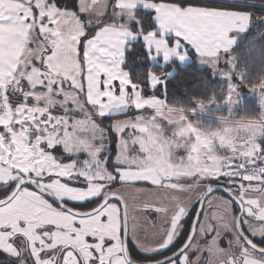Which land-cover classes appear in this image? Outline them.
<instances>
[{"label":"snow or ice","instance_id":"6c2138e0","mask_svg":"<svg viewBox=\"0 0 264 264\" xmlns=\"http://www.w3.org/2000/svg\"><path fill=\"white\" fill-rule=\"evenodd\" d=\"M5 2L0 0V264H264V243L258 242L264 240V200L249 195L264 194V125L251 130L252 140L238 137L236 146L221 135L202 139L197 134L191 154L177 149L190 160L202 148L209 155L214 149L236 152L218 175H201L203 169L169 174L153 166V153L162 154L169 139L171 122L162 114L174 71L169 64H182L194 53L205 58L201 62L210 75L215 70L228 80L235 77L229 87L236 90L244 79L230 63L237 33H248L256 15H264L253 9L264 4L133 0L129 17L120 11L127 6L123 0L106 5L102 0H7V8ZM130 41L143 57L136 65L146 70L143 75L134 77L126 68ZM28 52L37 54L26 59ZM147 61L162 66L149 67ZM34 71L39 83L30 79ZM226 99L231 100V91ZM130 107L135 115L125 111ZM195 112L192 106L185 113L189 121ZM172 129V137L183 131ZM122 149L140 163H125ZM212 163L205 166L211 169ZM129 171L139 175L125 179ZM57 182L90 194L58 195L52 188ZM125 184L180 191L184 184H203L205 194L191 207H176L161 241L145 246L133 235L127 201L119 195L105 198ZM94 185L99 191H91ZM217 192L233 207L213 205L205 223L208 201ZM110 203L119 210L118 229L88 232L82 240L44 220L46 213L59 211L76 216L77 228L92 216L107 225L104 209ZM138 210L168 211L156 204ZM226 213L234 217V225H226L228 238L220 230ZM57 230L67 234L66 241L57 242Z\"/></svg>","mask_w":264,"mask_h":264},{"label":"rangeland","instance_id":"374dc122","mask_svg":"<svg viewBox=\"0 0 264 264\" xmlns=\"http://www.w3.org/2000/svg\"><path fill=\"white\" fill-rule=\"evenodd\" d=\"M27 1V0H26ZM75 0H70L71 4H74ZM103 4H107V1H103ZM122 13H125L127 16L131 17L132 13H129L127 11H124V9L120 10ZM262 21H264V16ZM257 23L262 26L264 25V22H258ZM63 29L65 31L68 30V25L65 23L62 25ZM256 28V27H255ZM253 29L252 25L249 30ZM248 30V31H249ZM233 56V55H232ZM234 58V56H233ZM199 59V64H202V60ZM235 59V58H234ZM230 63L235 65L233 63V59H230ZM205 66V65H204ZM64 66L57 65L56 69L54 70H60ZM215 74H217L225 83L227 87V93L231 91V100H228L226 102L227 106L230 108V114L232 118H234V110L242 100V96L245 95L246 91L243 88V84L239 82L237 85V89L233 90L229 87L230 84L235 83L236 78L233 77V80H228L227 78L223 77V73H216L215 70H213ZM64 75H67V72L63 73ZM236 75V73H235ZM30 79L33 80L34 83H39V73L33 72L29 74ZM238 76V75H236ZM77 85H79V76L76 77ZM51 86H49L50 88ZM264 90L256 87L251 90V94L259 95V100L262 106H264ZM44 97L51 100V96L49 93H41ZM70 98L75 97V93H68L67 94ZM209 107L218 108L219 104L217 102L213 101L209 103ZM134 108V107H131ZM191 111V110H190ZM189 111V112H190ZM185 111H181L179 109H164L163 110V116L165 119L169 120L171 123L169 126H167V135H169V139L165 142L164 151L162 154L160 153H153L154 157V167H159L162 171L167 170L169 174L173 172V169H184L185 171H188L189 173L193 170L200 171L201 175H211L210 172L206 169V161L208 154L207 152L202 148L200 150V155L196 157L195 159H188L186 157L180 156L177 154L178 148H185L189 150V153L191 154V148L194 143V136L200 135L201 138L205 137H211L210 133H217V135H221L225 137V143L233 146L234 143L237 145L239 143L238 137L245 136L248 139L252 140L253 137H251L250 132L255 126L249 125H242V129L236 127V126H230V124L225 123L222 124L221 128H214V129H208L205 127H198L196 125H193L190 123L188 117L185 115ZM131 113V112H130ZM136 114V113H135ZM132 114V115H135ZM194 114H197L202 117L209 118L211 120L217 119V117L213 114H210L205 111H199L196 110ZM264 115V111L263 114ZM147 118V116H146ZM218 120V119H217ZM264 122V120H263ZM166 124V122H165ZM259 124H257L258 127ZM172 126L176 130H183L181 134L176 135L175 137H172ZM261 126V124L259 125ZM195 127L197 129L196 133H193L191 130ZM241 131V134L239 132ZM227 132L228 135H224V133ZM229 136H232L234 138L229 139ZM95 143V142H93ZM211 155L220 156L223 155L221 151H218L214 149L211 153ZM121 159L124 160L125 163L131 165L132 163H140V159L137 156L126 158L123 154L122 149V156ZM209 168V167H208ZM107 174V173H106ZM139 173L135 172H126L125 173V179H136ZM72 181H67L66 184H70ZM194 184H184L183 190H174L173 188H154V187H145L144 185H130L125 184L121 187H114L110 189L108 192L105 193V196L108 194H117L125 201H127V204L129 206V222L130 226L133 230V235L135 238H137L143 245H155L161 241L163 238L167 223H169V219L164 218H170L169 216L172 215V213L175 211L176 207L180 206L181 204H184L185 202L189 201L191 197H193V194L195 193ZM53 190L58 195L61 196H72L76 199H82L83 195L90 194V193H82L79 191L78 188H71L69 189L65 185H60L59 182L52 185ZM100 186L94 185L92 188V192L99 191ZM204 193V192H203ZM223 193H215L211 199L208 201V208L205 212V223H207V218L211 214V208L213 205L220 204L222 208H230L229 206L224 205L220 202H215V196H222ZM260 195V198L264 200V194H256L255 196ZM224 196V195H223ZM253 196V195H251ZM41 199L42 198H37ZM230 200V199H229ZM232 204V201H230ZM144 204H156L161 207H166L168 209L167 212H160L158 214L152 213V212H144L139 211L138 209L141 208ZM74 207V205H70ZM233 206V204H232ZM106 213H108V224L102 225L100 221L99 216H92L88 219L80 220L79 223L82 227L77 228L74 226V222L78 219L76 216L68 215L67 213L62 212H54V213H46L44 220L45 221H51L60 225H63L64 228L68 229L69 232H77L79 234V239H83V235L87 234L88 232H96L99 230L100 232H107L110 229H118L119 227V217H118V209L115 205V203H110L107 208L104 209ZM161 216L164 217L163 220H161ZM228 223V224H227ZM167 224V225H164ZM226 225H234V217L228 213L225 214V222H222L220 225L221 233L225 235L226 238L230 237L231 234L227 233L226 231ZM57 242H62V240H67V234L64 232H61L57 230L56 233ZM237 241H240L239 234L236 233ZM242 243V241H240ZM264 243V241L260 242ZM3 257H0L2 259Z\"/></svg>","mask_w":264,"mask_h":264},{"label":"trees","instance_id":"16d2710c","mask_svg":"<svg viewBox=\"0 0 264 264\" xmlns=\"http://www.w3.org/2000/svg\"><path fill=\"white\" fill-rule=\"evenodd\" d=\"M254 3L264 4V0H253ZM251 7V5H247ZM138 12L143 13V9H138ZM256 13H264V7L253 9ZM264 15L257 14L252 21V28L245 33L236 43L231 55L235 58V73L238 76H243L240 81L246 93L242 96V100L237 104L234 110V118L241 120H259L262 115V105L259 95L251 94V90L256 88L264 79V25L258 24L257 21L263 19ZM256 27V28H255ZM133 48L126 68L136 74L143 75L146 71L144 68H138L136 65L143 62V57L138 55V45L135 42H130ZM194 56V53L192 54ZM149 67H158V63L147 61ZM174 68L173 74L167 79V99L168 107L185 110L189 112L192 106H196V110L209 112L216 117L227 118L229 115V107L226 99L227 87L223 80L214 73L209 74L204 65H200L195 57L185 65H180L177 61H172L169 64V70ZM163 87V86H162ZM264 90V88H260ZM264 92V91H263ZM213 96L215 99H213ZM215 101L219 104L218 108L209 107L207 101ZM195 103V104H194ZM191 120L197 122L202 127L208 129L219 128L217 120H211L206 117L199 116L194 113H189ZM152 187L151 185H144ZM264 240H259L262 242ZM2 257V256H0ZM147 258V257H145ZM3 259V258H2Z\"/></svg>","mask_w":264,"mask_h":264},{"label":"crops","instance_id":"0c3cea01","mask_svg":"<svg viewBox=\"0 0 264 264\" xmlns=\"http://www.w3.org/2000/svg\"><path fill=\"white\" fill-rule=\"evenodd\" d=\"M103 1H105V0H103ZM107 2H108V0H106ZM123 2L127 5L126 7H124V8H122V9H124V11H127V12H129V13H133V8L131 7V4L133 3V0H123ZM25 3H27V1L25 0ZM6 8L7 7H9V6H11L8 2H7V0H6V2H5V5H4ZM141 9H143V8H141ZM251 28V27H250ZM245 33H237V36L239 37V39L244 35ZM238 39V40H239ZM130 42H132V41H130ZM129 42V43H130ZM37 53H34V52H28V53H26V59H30L32 56H34V55H36ZM195 57V60L199 63V59H203V57H198L196 54H194V56H192V55H190V57L188 58V59H186L182 64L181 63H179L180 65H185V64H187V63H189V62H191L192 60H193V58ZM231 58L233 59V56L231 55ZM153 63H157L156 61H152ZM201 65V64H200ZM35 72V71H34ZM165 109H175V108H171V107H168V106H166V108ZM180 110V109H179ZM125 111H127L128 113H129V115H132V114H135L136 113V109L135 108H128V109H126ZM181 111H183L184 112V110H181ZM263 111H264V106H262V114H263ZM131 112V113H130ZM186 113V112H185ZM218 119V120H217ZM217 119H215V120H217V122H218V124H219V128H221L222 127V124H225V123H228V124H230V126H236V127H238V128H240V129H242V125H247L248 123H250L249 125H254L255 126V128L257 127V124H261V125H264V122H263V120H264V115H261V118L259 119V120H255V121H251V120H239V119H236V118H232V117H225V118H222V117H217ZM191 122H193V123H191ZM190 123L191 124H193V125H196V126H198V127H202V126H200L199 124H197V122H195V121H193V120H190ZM258 125V126H259ZM239 134H241V131L239 132ZM252 137V136H251ZM252 139H254V138H252ZM233 146H236L235 145V143H234V145ZM223 153V155H220V156H215V155H209L208 153V157H207V161H206V164L209 162V161H211V162H213L212 163V165H211V169L210 168H208V167H206V169H207V171L208 172H210V174L211 175H218L219 174V172H220V170L222 169V168H225L226 167V165H225V162L226 161H229L230 159H231V157H233V156H236L237 155V153L236 152H228V151H224V152H222ZM205 164V165H206ZM193 186V185H192ZM145 187H148V186H145ZM194 189L193 190H195V193L193 194V197H191L190 199H189V201H187V202H185L184 204H181L180 206H183V207H185V208H188V207H191L192 206V204H193V202H195L196 200H198L201 196H202V194H203V192H204V187H205V185H203V184H201L200 186H197L196 184H194ZM257 193H249V195H253V196H255ZM215 202H220V203H223L224 205H226V206H229L230 208H232L233 206H232V204H231V200H229L228 198H226L225 196H215ZM170 218H164V217H162L161 216V220H163V218L164 219H171V217H172V215H170L169 216ZM209 217V216H208ZM208 219V218H207ZM208 221V220H207ZM168 224V223H167ZM167 224H164V225H167ZM228 224V223H227ZM166 231H167V228H166ZM230 234V233H229Z\"/></svg>","mask_w":264,"mask_h":264},{"label":"clouds","instance_id":"9594fccd","mask_svg":"<svg viewBox=\"0 0 264 264\" xmlns=\"http://www.w3.org/2000/svg\"><path fill=\"white\" fill-rule=\"evenodd\" d=\"M233 63H235V59H234V58H233ZM255 87H258V88H264V79H262L261 82H260L259 84L255 85ZM234 90H235V89H234ZM213 99H215L214 96H213ZM211 102H212L211 100L207 101V103H211ZM210 135H217V133H210ZM224 135H228V133L225 132ZM232 138H234V137L229 136V139H232Z\"/></svg>","mask_w":264,"mask_h":264},{"label":"water","instance_id":"95a60500","mask_svg":"<svg viewBox=\"0 0 264 264\" xmlns=\"http://www.w3.org/2000/svg\"><path fill=\"white\" fill-rule=\"evenodd\" d=\"M205 193H203L202 195H204ZM109 195H117V194H113V193H111V194H108L107 196H109ZM107 196H105V198L107 197ZM70 207H72V206H70Z\"/></svg>","mask_w":264,"mask_h":264},{"label":"built area","instance_id":"2783aa9c","mask_svg":"<svg viewBox=\"0 0 264 264\" xmlns=\"http://www.w3.org/2000/svg\"><path fill=\"white\" fill-rule=\"evenodd\" d=\"M228 161L225 162V165H227Z\"/></svg>","mask_w":264,"mask_h":264}]
</instances>
